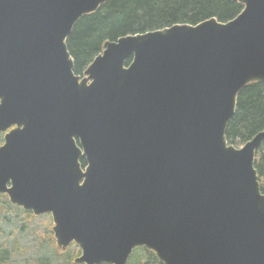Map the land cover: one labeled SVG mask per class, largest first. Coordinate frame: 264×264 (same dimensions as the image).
Segmentation results:
<instances>
[{
    "label": "water",
    "instance_id": "obj_1",
    "mask_svg": "<svg viewBox=\"0 0 264 264\" xmlns=\"http://www.w3.org/2000/svg\"><path fill=\"white\" fill-rule=\"evenodd\" d=\"M232 1L226 22L106 40L80 77L66 41L106 0H0V130L4 111L17 124L0 192L50 213L75 263L145 247L163 264H264V130L225 137L239 92L264 82V0Z\"/></svg>",
    "mask_w": 264,
    "mask_h": 264
},
{
    "label": "trees",
    "instance_id": "obj_2",
    "mask_svg": "<svg viewBox=\"0 0 264 264\" xmlns=\"http://www.w3.org/2000/svg\"><path fill=\"white\" fill-rule=\"evenodd\" d=\"M243 9L232 0H106L92 14L82 17L74 26L66 41L67 49L74 60V72L81 75L92 59L101 51L106 40L163 29L175 24L196 25L216 18L226 22ZM130 59L127 60V63ZM264 130V82L250 83L237 95L235 114L226 128L228 144L242 145L259 131ZM85 165L84 160L81 161ZM259 186L264 194V140L254 155ZM0 209H4L3 206ZM64 252V264H79L74 258L80 249ZM56 257H58L56 255ZM55 256L54 258L57 259ZM59 258V257H58ZM58 260V259H57ZM9 261L4 255L0 264ZM40 264H50L42 260ZM126 264H163L145 247L135 248Z\"/></svg>",
    "mask_w": 264,
    "mask_h": 264
},
{
    "label": "rangeland",
    "instance_id": "obj_3",
    "mask_svg": "<svg viewBox=\"0 0 264 264\" xmlns=\"http://www.w3.org/2000/svg\"><path fill=\"white\" fill-rule=\"evenodd\" d=\"M52 226L48 215L33 216L9 206L0 209V258L6 255L7 264H40L42 260L64 264V252L76 248L58 249L53 242Z\"/></svg>",
    "mask_w": 264,
    "mask_h": 264
},
{
    "label": "flooded vegetation",
    "instance_id": "obj_4",
    "mask_svg": "<svg viewBox=\"0 0 264 264\" xmlns=\"http://www.w3.org/2000/svg\"><path fill=\"white\" fill-rule=\"evenodd\" d=\"M67 46V45H66ZM104 48V46L102 47V49ZM102 49H101V51L99 52V53H101L102 52ZM69 52V51H68ZM98 53V54H99ZM97 54V55H98ZM96 55V56H97ZM71 56V55H70ZM95 56V57H96ZM94 57V58H95ZM93 58V59H94ZM93 59H92V61H93ZM128 59H130V58H127L126 59V64H128L127 63V60ZM74 61V60H73ZM91 61V62H92ZM90 62V63H91ZM90 65V64H89ZM88 65V66H89ZM87 66V67H88ZM86 67V68H87ZM73 72H74V68H73ZM74 74L75 75H79V74H76L75 72H74ZM80 77H82L83 76V72H82V74L81 75H79ZM1 102V101H0ZM5 112V115H4V118L1 120L2 121V124L3 125H8L4 130H0V148L5 144V136L7 135V134H9L12 130H14V129H16L17 128V124L16 123H13L12 122V118H11V115H10V113H9V111H4ZM82 160H84V159H81V161ZM82 164V163H81ZM82 166H84V165H82ZM7 187H10V183H8L7 184ZM1 206H3L4 208L6 207V206H9V207H11V208H15V209H20V210H22V211H24L26 214H33V212L32 211H28V210H25L22 206H18V205H16V204H14V203H12L11 201H10V198H9V195L7 194V193H4V192H0V207ZM41 215H48L50 218H51V221H52V223H53V219H52V216H51V214L50 213H43V214H41ZM41 215H34L33 214V216H41ZM53 227V226H52ZM52 227H51V231H52ZM52 234H53V232H52ZM53 239H54V236H53ZM54 244L56 245V243H55V239H54ZM71 246V244L65 249V250H63V251H66L69 247ZM57 247V246H56ZM58 248V247H57ZM59 249V248H58ZM80 254V253H79ZM77 256H79V255H77ZM76 256V257H77ZM75 257V258H76ZM74 258V259H75ZM7 263H9L8 261H6L5 263H3V264H7ZM80 264V263H79Z\"/></svg>",
    "mask_w": 264,
    "mask_h": 264
}]
</instances>
